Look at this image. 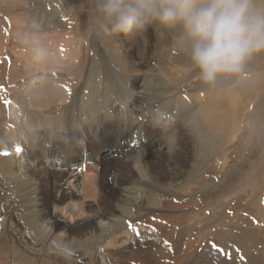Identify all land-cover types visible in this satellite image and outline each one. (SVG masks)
I'll list each match as a JSON object with an SVG mask.
<instances>
[{
	"label": "bare ground",
	"instance_id": "obj_1",
	"mask_svg": "<svg viewBox=\"0 0 264 264\" xmlns=\"http://www.w3.org/2000/svg\"><path fill=\"white\" fill-rule=\"evenodd\" d=\"M49 2L53 4L47 8ZM28 3V10L18 17L20 24H24L28 31L38 33L35 40L49 43L53 40L54 31L63 32L54 42L60 52L56 65L62 67L75 63L77 58L69 42V30L75 29L84 4H72L75 10L72 13V9L63 6L62 0H29ZM257 4H260V0H257ZM21 32L22 28L18 34ZM43 44L40 47L45 52L47 50L43 49ZM40 47L37 45L36 50ZM17 53L22 54L20 51ZM48 59L45 54L44 61L48 63ZM107 61L111 74L107 73L105 78L102 75L99 77L98 62H93L87 79L59 113L33 108H22L20 112H15L11 108V118H20L21 126L19 131L16 130V136L10 131L0 133V146H4V141L10 143L0 149V190L3 192H0V209L6 208L5 213H0V237L4 238L9 232L14 238L16 264H112L114 250L125 246L123 243L130 236L127 229L134 232V226L141 223L145 215L155 209L166 210L163 205L166 200H170L173 207L174 202L170 198L179 197L183 190L188 192L192 190L190 186L201 182L202 173L206 174L204 168L209 152L214 150L213 154L218 153L219 157L224 158L228 144L239 135L243 125L250 122V118H236L239 116L236 109L228 111V105L221 107L225 102L220 107L217 105L218 108L214 107L215 110L213 107L209 109L212 97L213 100L223 98L224 101L222 92L234 97L237 91L240 94L239 88H228L226 91L213 89V95H209L208 89V93L204 91L208 94L205 100L200 99L201 93L182 94L180 98L179 95L177 97L176 87L169 82L173 78L169 69L165 68L166 77H163L164 72L160 74L159 64L153 66L150 62L142 65V60L136 59L132 61L133 67L124 65L123 69L127 72H119L117 63L110 57H107ZM182 61L183 65H191L189 60ZM111 75L117 78L111 79ZM254 82L244 78L238 81L241 87L252 93V97L256 93ZM199 84L202 91L206 90L204 83ZM259 85H256L257 89ZM193 102V106L188 105ZM179 107H193L195 117H202L198 121L200 142L190 144L188 151L177 153L162 167L163 155L173 151L169 141L176 143L175 123L183 121ZM175 108L178 110L173 111ZM81 111L80 117L86 121L87 130L78 134L73 122L77 112ZM124 118L130 120L131 125H137V140L138 132L143 127L151 130L153 137L148 143L146 141L147 144H142L139 149L125 148V144L120 142L125 132ZM62 123L68 124L64 132L61 130ZM105 126L107 131L100 130ZM167 128L173 131H167ZM90 137L94 145L87 144L86 140ZM179 155L183 160L181 166L177 165ZM103 162L111 163L109 168L102 169ZM106 176L109 180L107 187L104 184ZM156 215V218L150 219L161 221V213ZM150 222L153 223L152 227L159 230L157 223ZM247 224L251 225L249 222ZM171 233H163L167 241ZM249 239L253 240L252 237ZM164 243L153 242L157 247ZM173 244L169 245L170 251Z\"/></svg>",
	"mask_w": 264,
	"mask_h": 264
},
{
	"label": "rangeland",
	"instance_id": "obj_2",
	"mask_svg": "<svg viewBox=\"0 0 264 264\" xmlns=\"http://www.w3.org/2000/svg\"><path fill=\"white\" fill-rule=\"evenodd\" d=\"M28 1L0 0V133L10 131L16 136V130L19 131L20 118L17 120L11 118V108H14L15 112H20L22 108L28 110L33 108L44 109L50 113L56 110L59 113L75 97L76 90L87 79L93 62H98L99 77L102 75L105 78L107 73L111 74V68L107 69L110 67L107 57H110L115 64L117 63L119 72L121 70L127 72L126 69H123L124 65L128 64L127 66L133 67L132 61L136 59L142 60V65L150 62L153 66L159 64L160 74L164 72L163 77H166L164 76L166 75L165 68L169 69L172 72L171 77H173V80L170 79L169 82H172L173 87H176L177 97L180 96V98L184 94L201 93L200 99L205 100L208 89H210V91L208 90L210 95L214 91L213 89L226 91L228 88H233L232 90L235 87L239 88L240 94L237 91L239 96L233 97L227 92H222L226 101H223V98L213 100L212 97L209 109L213 107L212 109L215 110L225 102L221 107L228 105L229 109H226L228 111L236 109L239 115L235 116L236 118L242 117L241 120L250 118V122L243 125L239 135L228 144V151L224 158L219 157L218 153L213 154L215 151L211 149L212 152L207 155L205 172L203 171L206 174L202 173L203 179L199 180L201 182L190 186L192 190L190 189L188 192L183 190L179 197L170 198L173 200L172 203L174 202L173 207L169 203L170 200L168 202L166 200L163 203L166 210L155 209L145 215L140 220L141 223L138 222L139 224L134 226L136 228L134 232L127 229L130 236L123 243L125 246H121L123 249L119 247L114 250L112 264H264V70L251 72L252 70L246 66V63L240 74L220 76L214 83L207 85V82L200 78L199 70L193 65L188 55L187 45L180 42L182 29L179 25L169 27L152 21L143 27L133 28L127 34H114L111 32L108 20L100 11L101 0H62L63 6L68 10L72 9V13H75L72 4L83 3L84 9L81 18L77 19L75 29L69 30L71 34L69 42H71L72 52L77 61L61 67L56 65V62L60 60V52L54 42L63 32L54 31L51 43L35 40L38 33L33 30L28 31L27 27L20 24L21 20L18 19L30 7ZM52 4L53 2H49L47 8H50ZM21 28L22 32L19 35ZM26 38L28 39L25 40ZM42 44L45 47L43 49L47 51L43 52L44 54L41 56H37L36 46L40 47ZM17 51L22 54H18ZM45 54L49 57L48 63L44 61ZM181 58L191 62V65L186 64L187 69L186 65H183L184 61L181 62ZM110 78L116 79L117 77L111 75ZM240 78L255 81L256 96L253 94L252 97V93L240 86L238 83ZM199 83H204L206 90L202 91ZM257 84H260L258 89L256 88ZM211 95L213 94L211 93ZM229 102L230 104H228ZM193 104L194 102L188 105L193 106ZM213 104L215 105L213 106ZM247 105L250 107L247 108ZM179 108L183 121L175 123V126L177 125L175 129L177 131H175L176 143H173V140L169 141L173 151L163 155L162 167L166 166L169 158H175L177 153L179 154L182 150L188 151L191 147L190 144L193 145L196 141L200 142L201 130L198 121L202 117H195L193 107L191 109ZM176 110L178 109L175 108L173 111ZM81 113L83 112H77L73 122L74 130L78 134L87 130V123L80 117ZM93 117L98 116L93 115ZM123 120L126 121L123 125L125 132L123 140L120 142L125 144V148L139 149L142 144H147L153 137V134L150 133L151 130L146 126L147 128L143 127V131L138 132L137 140L135 137L137 125H131L130 120L125 118ZM66 128H68V124L62 123V132L66 131ZM100 130L107 131V126L100 127ZM145 130L148 133L147 136ZM166 130L173 131L169 128ZM168 134L171 135V133ZM91 139L90 137L86 140L87 144L94 145L95 143H91ZM9 144L4 141V146H0V149ZM182 161L179 155L177 165L181 166ZM110 164L103 162L102 169L109 168ZM106 178L108 180V176ZM107 180L104 183L105 187L109 185V180ZM2 212L5 213L6 208H1L0 213ZM157 213H161V221L150 219L156 218ZM169 218L173 220H169ZM150 221L157 223L162 232L152 227L153 223ZM246 222L251 225H246ZM169 231L172 233L168 238L170 240L167 241L163 233ZM155 233L157 237H155ZM152 237L155 238L154 241H152ZM249 237H252L253 240H250ZM127 242L129 243L126 245ZM153 242L165 243L157 247L155 246L157 244L154 243V245ZM172 242H174L173 249L170 251L169 245ZM15 252L14 238L10 236L9 232H6L4 238L0 237V254L2 255H0V264H16L14 262Z\"/></svg>",
	"mask_w": 264,
	"mask_h": 264
},
{
	"label": "clouds",
	"instance_id": "obj_3",
	"mask_svg": "<svg viewBox=\"0 0 264 264\" xmlns=\"http://www.w3.org/2000/svg\"><path fill=\"white\" fill-rule=\"evenodd\" d=\"M100 11L114 34L152 21L179 25L181 44L209 84L240 74L253 55L264 53V0H101Z\"/></svg>",
	"mask_w": 264,
	"mask_h": 264
},
{
	"label": "crops",
	"instance_id": "obj_4",
	"mask_svg": "<svg viewBox=\"0 0 264 264\" xmlns=\"http://www.w3.org/2000/svg\"><path fill=\"white\" fill-rule=\"evenodd\" d=\"M251 72L264 70V53H257L253 55L246 65Z\"/></svg>",
	"mask_w": 264,
	"mask_h": 264
},
{
	"label": "snow or ice",
	"instance_id": "obj_5",
	"mask_svg": "<svg viewBox=\"0 0 264 264\" xmlns=\"http://www.w3.org/2000/svg\"><path fill=\"white\" fill-rule=\"evenodd\" d=\"M17 150H19V149H17ZM7 153H5V155H6ZM215 246V245H214ZM222 251V250H221ZM226 255H228L227 253H226ZM242 259H243V257H242Z\"/></svg>",
	"mask_w": 264,
	"mask_h": 264
}]
</instances>
